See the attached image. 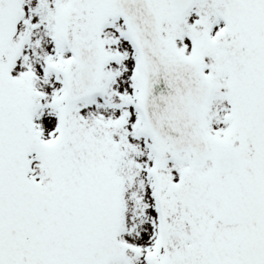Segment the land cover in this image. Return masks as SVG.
Listing matches in <instances>:
<instances>
[{"label": "snow or ice", "instance_id": "snow-or-ice-1", "mask_svg": "<svg viewBox=\"0 0 264 264\" xmlns=\"http://www.w3.org/2000/svg\"><path fill=\"white\" fill-rule=\"evenodd\" d=\"M0 264H264V0H0Z\"/></svg>", "mask_w": 264, "mask_h": 264}]
</instances>
